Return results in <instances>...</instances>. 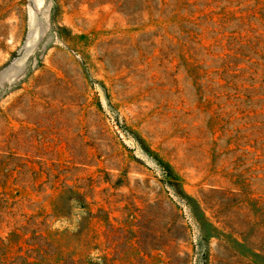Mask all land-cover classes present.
<instances>
[{
    "label": "rangeland",
    "instance_id": "rangeland-1",
    "mask_svg": "<svg viewBox=\"0 0 264 264\" xmlns=\"http://www.w3.org/2000/svg\"><path fill=\"white\" fill-rule=\"evenodd\" d=\"M0 264H264V0H0Z\"/></svg>",
    "mask_w": 264,
    "mask_h": 264
},
{
    "label": "trees",
    "instance_id": "trees-1",
    "mask_svg": "<svg viewBox=\"0 0 264 264\" xmlns=\"http://www.w3.org/2000/svg\"><path fill=\"white\" fill-rule=\"evenodd\" d=\"M178 217L179 215L176 214V218ZM180 228L182 229V233H183L182 236H173L172 234H163L160 238L161 239L160 241L162 242L160 244H155V246L160 247V248L167 247L168 249L171 247V244L173 243V241L179 240V239L183 240L185 237V229L182 225L180 226ZM167 231H170V229H168ZM145 245H150V243H146Z\"/></svg>",
    "mask_w": 264,
    "mask_h": 264
}]
</instances>
